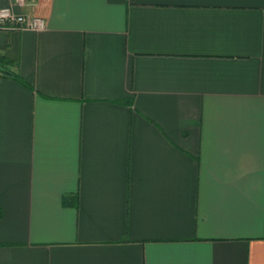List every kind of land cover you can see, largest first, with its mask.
<instances>
[{
	"label": "crops",
	"instance_id": "1",
	"mask_svg": "<svg viewBox=\"0 0 264 264\" xmlns=\"http://www.w3.org/2000/svg\"><path fill=\"white\" fill-rule=\"evenodd\" d=\"M7 5L0 264H264V0Z\"/></svg>",
	"mask_w": 264,
	"mask_h": 264
},
{
	"label": "built area",
	"instance_id": "2",
	"mask_svg": "<svg viewBox=\"0 0 264 264\" xmlns=\"http://www.w3.org/2000/svg\"><path fill=\"white\" fill-rule=\"evenodd\" d=\"M39 0H13L20 6L34 5ZM47 26L43 16L17 12L12 5L0 8V28L4 30L28 29L33 31L44 30Z\"/></svg>",
	"mask_w": 264,
	"mask_h": 264
},
{
	"label": "trees",
	"instance_id": "3",
	"mask_svg": "<svg viewBox=\"0 0 264 264\" xmlns=\"http://www.w3.org/2000/svg\"><path fill=\"white\" fill-rule=\"evenodd\" d=\"M15 66V62L10 59L9 57L0 54V73L7 74L9 76L14 77L15 79L25 83L24 79L20 77L14 70L13 67ZM126 103L131 104L132 100L128 99L125 100Z\"/></svg>",
	"mask_w": 264,
	"mask_h": 264
}]
</instances>
